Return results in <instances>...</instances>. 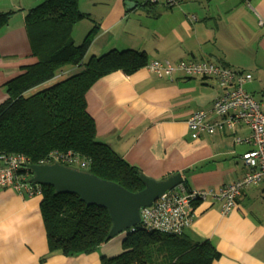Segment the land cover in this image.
<instances>
[{
  "label": "crops",
  "instance_id": "0c3cea01",
  "mask_svg": "<svg viewBox=\"0 0 264 264\" xmlns=\"http://www.w3.org/2000/svg\"><path fill=\"white\" fill-rule=\"evenodd\" d=\"M44 1L0 0V12H14L0 34V104L7 99L6 84L36 62L25 17ZM126 1L136 5L129 7ZM90 5L88 13L80 9L91 19L88 34L97 28L87 59L134 50L144 52L149 62L219 63L252 75L246 89L264 110V0H181L173 8H145L138 0H92ZM76 30L74 26L73 35ZM79 71L66 67L36 90ZM221 94L215 79L177 72L170 80L143 68L103 77L87 93V109L98 140L147 177L161 181L181 173L188 189H217L245 176L242 156L251 147L235 143L234 137L246 138L250 130L241 124L234 132L193 139L187 120L197 111H210ZM42 198L0 191V264H102L103 257L124 252L121 235L92 254L49 253ZM184 234L212 243L221 255L213 264H264V182L246 188L228 215L217 200L195 203Z\"/></svg>",
  "mask_w": 264,
  "mask_h": 264
},
{
  "label": "trees",
  "instance_id": "16d2710c",
  "mask_svg": "<svg viewBox=\"0 0 264 264\" xmlns=\"http://www.w3.org/2000/svg\"><path fill=\"white\" fill-rule=\"evenodd\" d=\"M13 14L0 12V34ZM88 17L78 0H46L27 12L25 29L36 62L6 84L7 99L0 104V158L23 155L35 165L46 162L52 153H71L85 164L82 168L73 163L72 168L140 192L144 189L141 170L98 140L96 123L87 109V93L111 73L132 75L145 68L148 57L140 51L112 50L87 59L97 28L81 44H75L72 33L74 26ZM69 66L80 71L27 96ZM20 175L31 181L33 172L29 168ZM42 187L41 213L49 253L92 254L111 240L112 221L106 209L87 206L76 195H55L52 187ZM123 247L121 255L103 257L102 264H213L221 257L209 240L193 241L184 233L164 235L141 224L126 231Z\"/></svg>",
  "mask_w": 264,
  "mask_h": 264
},
{
  "label": "built area",
  "instance_id": "2783aa9c",
  "mask_svg": "<svg viewBox=\"0 0 264 264\" xmlns=\"http://www.w3.org/2000/svg\"><path fill=\"white\" fill-rule=\"evenodd\" d=\"M166 7L173 8L181 0H162ZM159 0H142V4L155 5ZM191 21H196L191 16ZM159 78L173 80L174 74L182 72L188 77L212 78L218 82L222 94L215 100L210 111H197L187 120L193 139L203 134L215 135L218 132H234L244 124L250 130L246 138L235 136V143L251 148L242 156L247 168L245 176L227 186L217 189L194 190L182 183L168 191L151 207L141 209V224L150 231L161 234H182L192 224L193 205L199 201L217 200L221 203L223 215H228L237 205L238 199L249 186L264 182V110L246 89L252 75L236 71L228 66L207 61H181L173 64L169 61H152L145 67ZM215 118L212 120L210 116ZM59 163L69 166L76 163L85 166L76 157L69 154L52 153L42 164ZM30 161L23 155L2 156L0 158V191L11 189L25 194L29 198L43 196L42 185L32 183L20 172L28 170ZM82 167V168H83ZM138 224V225H139ZM134 228V227H132ZM131 229V228H130ZM126 231L124 232L125 236Z\"/></svg>",
  "mask_w": 264,
  "mask_h": 264
},
{
  "label": "water",
  "instance_id": "95a60500",
  "mask_svg": "<svg viewBox=\"0 0 264 264\" xmlns=\"http://www.w3.org/2000/svg\"><path fill=\"white\" fill-rule=\"evenodd\" d=\"M127 6L136 4L126 1ZM32 183L52 187L55 195L73 194L87 206H98L108 211L112 221L109 238H125L124 232L141 222V209L151 207L168 191L183 183L181 173L157 181L142 174L144 189L130 192L121 185L103 180L94 174L59 163L29 165Z\"/></svg>",
  "mask_w": 264,
  "mask_h": 264
},
{
  "label": "rangeland",
  "instance_id": "374dc122",
  "mask_svg": "<svg viewBox=\"0 0 264 264\" xmlns=\"http://www.w3.org/2000/svg\"><path fill=\"white\" fill-rule=\"evenodd\" d=\"M79 1V4H80V9L84 12V13H88V10H91L93 7L90 5L92 0H78ZM141 5H142V0H138ZM157 5H161V6H164L162 0H159V4ZM89 17L87 19H84L83 22L80 21L79 23H77L75 25V28H77V30L75 31L74 35L72 33V36H73V39H74V42L75 44H81L84 39L86 38V36L88 35V31L87 28L88 26L86 24H88L89 22ZM91 20V19H90ZM12 23V21H11ZM9 24V23H8ZM36 90V89H35ZM38 90V89H37ZM37 90L34 92L36 93ZM30 93V92H29ZM27 96H29L27 94Z\"/></svg>",
  "mask_w": 264,
  "mask_h": 264
}]
</instances>
